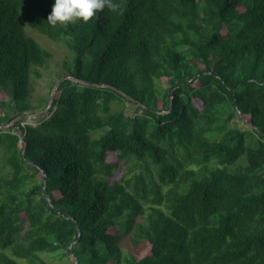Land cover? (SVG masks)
Wrapping results in <instances>:
<instances>
[{
  "label": "trees",
  "instance_id": "16d2710c",
  "mask_svg": "<svg viewBox=\"0 0 264 264\" xmlns=\"http://www.w3.org/2000/svg\"><path fill=\"white\" fill-rule=\"evenodd\" d=\"M54 2L0 0V125L51 57L28 27L98 85L66 78L0 131V264H264V0H116L67 26Z\"/></svg>",
  "mask_w": 264,
  "mask_h": 264
},
{
  "label": "rangeland",
  "instance_id": "374dc122",
  "mask_svg": "<svg viewBox=\"0 0 264 264\" xmlns=\"http://www.w3.org/2000/svg\"><path fill=\"white\" fill-rule=\"evenodd\" d=\"M28 34L36 38V40L46 48L50 53L51 57L47 60L46 64L43 67L38 68L40 76H32V86L33 92L32 97L29 99V102L35 108H32L26 112H35L41 110L42 105L40 98H49L52 92L51 86H54L56 81L64 76L63 73L66 72L65 65L72 64V54L66 42L63 41H53L46 36L42 35L40 32L27 28ZM53 88V87H52ZM25 113V112H24ZM48 113V112H47ZM128 113V111H127ZM25 123H34L36 124L38 120L30 121L23 119ZM240 125H242L240 123ZM114 155H110L109 159L111 160ZM133 169H131L125 162L121 163V167L116 171V177L121 178L131 175ZM149 253V245H147L143 250L140 251L139 257H142ZM45 260L51 264H69L72 261L70 255H62L59 253H45L41 255ZM22 264H28L24 260H19Z\"/></svg>",
  "mask_w": 264,
  "mask_h": 264
},
{
  "label": "clouds",
  "instance_id": "9594fccd",
  "mask_svg": "<svg viewBox=\"0 0 264 264\" xmlns=\"http://www.w3.org/2000/svg\"><path fill=\"white\" fill-rule=\"evenodd\" d=\"M105 8L122 14V5L116 0H55L47 21L52 26H67L78 20L87 23Z\"/></svg>",
  "mask_w": 264,
  "mask_h": 264
},
{
  "label": "water",
  "instance_id": "95a60500",
  "mask_svg": "<svg viewBox=\"0 0 264 264\" xmlns=\"http://www.w3.org/2000/svg\"><path fill=\"white\" fill-rule=\"evenodd\" d=\"M66 78H71V79H73V80L76 81V82H79V83H81V84H85V85H88V86H89V85H98V84H96V83L86 82V81L80 80V79H78V78H74V77H72V76H61V77L56 81V83L54 84V86H53V88H52V92H51V94H50V97H49V99H48L47 106L45 107V109H43V110H39V111H35V112H25V113H21V114L18 115L16 118H14L11 122H9V123H7V124H5V125H0V131H1V130H5V129H7V128L10 127V126H13V125L15 124V122H16L17 120H20V119H25V120L34 121V120H38V119L44 117V116L47 114V112L49 111V109H50V108L52 107V105H53V102H54V99H55V95H56V91H57V89H58L60 83H61L64 79H66ZM119 92L122 93L123 95L127 96L124 92H122V91H120V90H119ZM127 97H129V96H127ZM129 98H130V97H129ZM27 124H33V125H35V124L32 123V122L27 123ZM20 133H21V137L24 138V134H22L21 130H20ZM25 146H26V144H25ZM25 148H26V147H24L23 155H25ZM47 199L50 201L49 198H47ZM74 263H75V264H78L76 258L74 259Z\"/></svg>",
  "mask_w": 264,
  "mask_h": 264
}]
</instances>
